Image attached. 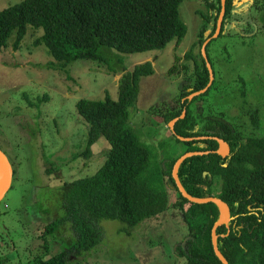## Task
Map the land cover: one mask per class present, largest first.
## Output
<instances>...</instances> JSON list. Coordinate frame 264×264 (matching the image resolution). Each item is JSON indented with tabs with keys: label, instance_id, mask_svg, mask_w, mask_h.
I'll return each instance as SVG.
<instances>
[{
	"label": "rangeland",
	"instance_id": "374dc122",
	"mask_svg": "<svg viewBox=\"0 0 264 264\" xmlns=\"http://www.w3.org/2000/svg\"><path fill=\"white\" fill-rule=\"evenodd\" d=\"M21 1L0 0V10ZM212 1L217 3L181 1L179 13L187 30L179 42L173 39L162 49L137 53L112 49L114 55L106 62L77 59L64 69L44 44H34L41 30L28 26L17 49L11 34L0 51V149L13 168L11 187L0 201V256L22 259L43 251L44 239L39 235L62 212L58 189L93 175L104 162L110 144L102 136L91 146L90 159L76 158L87 146L88 132L76 102L103 100L106 95L117 99L122 75L118 59L128 70L149 60L154 73L140 77L129 123L150 151L148 168L139 177L147 178L154 190L159 187L167 193L168 208L133 227L119 220H101L100 242L68 264H186L177 247L184 246L189 224L171 206L177 194L167 168L172 159L196 152L185 151L187 145L177 140L194 136L176 138L163 112L177 105L182 90L194 86L196 66L204 60L209 73L206 91L194 96L191 92L179 103L188 100V133H206L207 121L212 119L253 130L249 113L259 109V134L264 135V0H230L219 32ZM184 110L187 113L184 107L181 114ZM45 239L48 253L53 254L75 237L67 224Z\"/></svg>",
	"mask_w": 264,
	"mask_h": 264
},
{
	"label": "trees",
	"instance_id": "16d2710c",
	"mask_svg": "<svg viewBox=\"0 0 264 264\" xmlns=\"http://www.w3.org/2000/svg\"><path fill=\"white\" fill-rule=\"evenodd\" d=\"M181 1L22 0L0 10V51L7 46L12 33L15 34L13 46L17 49L28 26L42 31L34 44H44L54 60L64 65L62 69L77 59L106 62L114 55L112 49L123 53L162 49L173 39L179 42L186 33L187 26L179 13ZM229 1H225L226 7ZM210 7L214 10L215 24L220 0L216 4L212 1ZM117 62L122 73L117 99L106 95L103 100L80 98L76 102L77 113L88 124L87 146L76 158L90 159L91 146L101 136L110 147L102 166L93 175L66 182L58 189L62 212L44 226V233L52 234L68 224L75 240L54 254L49 260L52 263L58 257H65L56 263L64 264L71 253L91 250L103 236L100 224L103 219L119 220L133 227L168 208L167 193L159 187L154 190L147 178L139 177L148 168L150 151L129 123V108L137 99L138 81L154 73L152 62L135 64L131 70L121 59ZM208 80L203 60L196 66L194 86L181 91L177 105L163 112V120L168 124L185 107L187 113L174 123L172 134L176 138L177 135H212L225 141L229 151L225 155L214 152L219 149L214 138L191 141L177 138L187 145L185 151H209L185 158L177 175L190 195L215 196L227 203L230 222L219 225L216 234L218 248L228 263L264 264V136L255 132L261 126L259 109L249 113L253 130L212 119L207 121L210 132L188 133V100L181 106L180 100L202 89ZM176 159L169 161L167 168L177 194L171 206L183 213L189 224V239L177 250L186 258V264H223L214 252L211 236L220 208L213 202L194 203L182 196L171 173ZM194 218L199 219L198 223H191L190 219ZM42 246L41 253L47 252L46 244Z\"/></svg>",
	"mask_w": 264,
	"mask_h": 264
},
{
	"label": "water",
	"instance_id": "95a60500",
	"mask_svg": "<svg viewBox=\"0 0 264 264\" xmlns=\"http://www.w3.org/2000/svg\"><path fill=\"white\" fill-rule=\"evenodd\" d=\"M224 8H225V0H221V10L218 16V21H217V28H218V32L220 29V25L223 19V15H224ZM217 32V33H218ZM210 75L212 76V74L210 73ZM207 89L206 87H203L202 89H199L197 91L192 92L193 96L197 95L199 93L205 92ZM185 116V110L183 111V113L181 114L180 117H184ZM180 117H175L173 118L169 123V128L170 130L173 131V125L174 123L178 120V118ZM204 138H214L219 144L222 143L225 146V151L224 152H220L219 150H216L215 152L221 154V155H225L228 151H229V146L228 144L223 141L222 139L218 138V137H213V136H201V137H193V138H183L180 137L181 140H185V141H190L193 139H204ZM208 153V151H196V152H187L184 153L181 157H179L174 166H173V170H172V177L176 183V186L178 188V190L180 191V193L182 194V196L184 198H186L187 200L194 202V203H207V202H213L216 205L219 206L220 208V216L219 219L214 223L213 227H212V231H211V236H212V245H213V249L214 252L216 254V256L219 258V260L223 263V264H229L228 261L225 259V257L223 256V254L220 252L218 245H217V234H216V228L219 225L225 224L227 225L230 219V210L229 207L227 205L226 202H224L222 199L215 197V196H210V197H206V198H199V197H194L192 195H190L182 186V184L179 181L178 175H177V171L178 168L180 166V164L182 163V161L185 158L194 156V155H199V154H206ZM12 176H13V168L12 165L8 159V157L6 156V154L0 149V201L2 200V198L4 197V195L6 194V192L9 190V188L11 187V182H12ZM222 210H223V214H222Z\"/></svg>",
	"mask_w": 264,
	"mask_h": 264
},
{
	"label": "flooded vegetation",
	"instance_id": "af4514ba",
	"mask_svg": "<svg viewBox=\"0 0 264 264\" xmlns=\"http://www.w3.org/2000/svg\"><path fill=\"white\" fill-rule=\"evenodd\" d=\"M260 129H261V126H260ZM260 129L258 130V131H255L256 132V134H259V131H260ZM207 132H210V129L208 128L207 129ZM262 135V134H261ZM208 136H212V135H208ZM264 136V135H263ZM219 148V147H218ZM218 150V149H217ZM216 151V150H215ZM230 222V221H229ZM228 222V223H229ZM47 224V223H46ZM45 224V225H46ZM241 225H238V227H240ZM45 229V228H44ZM44 229H43V231H42V233L39 235L42 239H44L43 240V243H42V245H44V244H48V242H47V240L45 239V237H48V236H50L48 233H44ZM58 230H60V228H57L56 229V231H58ZM1 232H0V238H2V236H1ZM53 234V233H52ZM189 238V235L188 236H186V240ZM186 242V241H185ZM72 244V243H71ZM70 245V244H69ZM66 248V247H65ZM12 250H14V249H12ZM63 250V249H62ZM61 251V250H60ZM42 251H40V250H38L35 254H32V255H25V257H22V259H21V257L20 256H17V257H14V255H13V257L12 256H8V255H6V256H0V264H56V263H58L59 261H60V259L62 260V259H64L65 257H58V259H56V261H54L53 263L52 262H49V260L52 258V256L54 255V254H56V253H58V252H56V253H53V254H50V253H48V251L47 252H45V253H41ZM27 256V257H26ZM75 256V257H74ZM74 256H69L68 257V260L66 261V263H64V264H68L69 262H73L76 258H78V257H76L77 255L76 254H74Z\"/></svg>",
	"mask_w": 264,
	"mask_h": 264
},
{
	"label": "bare ground",
	"instance_id": "6f19581e",
	"mask_svg": "<svg viewBox=\"0 0 264 264\" xmlns=\"http://www.w3.org/2000/svg\"><path fill=\"white\" fill-rule=\"evenodd\" d=\"M220 145H221V147H220V150H221V151H220V150H219V151H220V152H224V151H225V146H224L222 143H220ZM223 148H224V151H222ZM222 214H223V210H222Z\"/></svg>",
	"mask_w": 264,
	"mask_h": 264
},
{
	"label": "clouds",
	"instance_id": "9594fccd",
	"mask_svg": "<svg viewBox=\"0 0 264 264\" xmlns=\"http://www.w3.org/2000/svg\"><path fill=\"white\" fill-rule=\"evenodd\" d=\"M220 145V144H219ZM219 150V149H218Z\"/></svg>",
	"mask_w": 264,
	"mask_h": 264
}]
</instances>
